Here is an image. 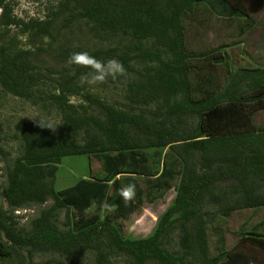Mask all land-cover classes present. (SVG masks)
<instances>
[{
	"label": "trees",
	"instance_id": "obj_1",
	"mask_svg": "<svg viewBox=\"0 0 264 264\" xmlns=\"http://www.w3.org/2000/svg\"><path fill=\"white\" fill-rule=\"evenodd\" d=\"M45 1L42 17H20L15 0H0V87L62 116L57 132L39 127L37 118L16 124L22 152L4 168L0 259L25 264L24 252L95 251L97 264H116L117 255L130 264H264V219L239 232V244L261 258L229 247L222 228L234 214L264 210V128L254 123L264 110V67H232L231 45L207 38L220 21L240 35L254 27L244 0ZM85 51L123 63L127 77L95 87L123 85L124 102L79 84L88 69L67 61ZM79 155L101 159L103 175L57 191L63 158ZM128 184L135 195L125 204L119 190ZM171 188L174 202L155 231L124 238L114 220ZM50 200L28 229L18 228L17 210ZM174 235L179 248L171 251Z\"/></svg>",
	"mask_w": 264,
	"mask_h": 264
},
{
	"label": "rangeland",
	"instance_id": "obj_2",
	"mask_svg": "<svg viewBox=\"0 0 264 264\" xmlns=\"http://www.w3.org/2000/svg\"><path fill=\"white\" fill-rule=\"evenodd\" d=\"M244 2L254 19V27L247 34L240 35L237 26L220 21L213 24L214 26L211 28L207 38L215 44L224 43L231 45L228 49L231 54L232 67H264V0H244ZM46 6L47 2L45 0H15V13L20 17H42ZM76 37L79 39L78 36ZM86 41L91 46H94L95 42L90 39H83L81 43ZM94 91L100 93L110 102L125 101L123 85H119L116 88L111 87L107 91H102L95 87ZM73 101L79 103L80 99L74 97ZM23 117L51 121L56 128L55 130L51 129L54 132H57L62 126V116L58 109L46 107L42 104H32L30 101L5 92L0 87V126L2 127L0 147L3 149V152L0 151V195L6 185L4 174L6 163L12 162L22 152V144L17 136L16 124ZM254 120L256 127L264 128V111L260 112ZM79 141H81V138H79ZM103 173L102 161L97 157H89L87 155L66 156L59 165L55 189L61 191L75 185L83 178H88L91 174L100 176ZM175 196L176 190L171 188L162 197H158L153 201H146L136 212L118 218L113 223L124 238H146L155 231L158 220L173 204ZM53 202V200H50L44 205L33 204L17 210L14 215L18 222V228L28 229L30 222L38 217L42 211L48 209ZM3 204L4 208L9 210L7 204L5 202ZM209 208L213 209V207ZM95 211L96 206L88 210L89 213H94ZM262 219H264V210L258 213L247 211L241 214H234L222 226L227 239H229V247H237L256 258H261L262 256L252 249L251 245L239 244L241 239L239 232L241 230L246 232L253 231L254 224ZM56 220L60 228L66 227L65 209L58 211ZM216 225L218 224H212L209 230L210 242L213 245L218 239V234L215 232ZM259 231H263V229L260 228ZM5 239L3 235L2 240L5 241ZM178 241V235H174L168 248L171 251L178 250ZM96 257L95 251L72 257H64L58 253L50 252H38L33 254V257H30L27 252H24L23 260L25 264H59L60 262L67 264H97ZM111 258L116 264H130V260L124 255H117ZM0 264L6 263L0 259ZM148 264H156V262L150 261Z\"/></svg>",
	"mask_w": 264,
	"mask_h": 264
},
{
	"label": "clouds",
	"instance_id": "obj_3",
	"mask_svg": "<svg viewBox=\"0 0 264 264\" xmlns=\"http://www.w3.org/2000/svg\"><path fill=\"white\" fill-rule=\"evenodd\" d=\"M67 63L71 66L88 69L87 72L82 73L79 77V84L81 86H88L93 88L98 85L106 83L109 79L116 81L121 77H127V70L123 63L116 59L110 58L106 61H102L92 56L88 52H76L70 55ZM39 127L55 130L51 121L39 120ZM134 184H128L119 190V194L124 200L125 204H128L135 195ZM105 207H110L107 204Z\"/></svg>",
	"mask_w": 264,
	"mask_h": 264
},
{
	"label": "crops",
	"instance_id": "obj_4",
	"mask_svg": "<svg viewBox=\"0 0 264 264\" xmlns=\"http://www.w3.org/2000/svg\"><path fill=\"white\" fill-rule=\"evenodd\" d=\"M262 111H264V110H262ZM262 111H260V112H262ZM260 112H259V113H260ZM259 113H258V114H259ZM258 114H257V116H258ZM257 116H256V117H257ZM256 117H255V119H256ZM254 121H255V120H254Z\"/></svg>",
	"mask_w": 264,
	"mask_h": 264
},
{
	"label": "built area",
	"instance_id": "obj_5",
	"mask_svg": "<svg viewBox=\"0 0 264 264\" xmlns=\"http://www.w3.org/2000/svg\"><path fill=\"white\" fill-rule=\"evenodd\" d=\"M17 212V211H16Z\"/></svg>",
	"mask_w": 264,
	"mask_h": 264
}]
</instances>
